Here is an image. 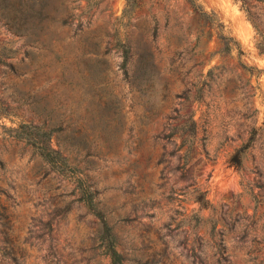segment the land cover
I'll use <instances>...</instances> for the list:
<instances>
[{"label":"rangeland","instance_id":"obj_1","mask_svg":"<svg viewBox=\"0 0 264 264\" xmlns=\"http://www.w3.org/2000/svg\"><path fill=\"white\" fill-rule=\"evenodd\" d=\"M127 1L52 0L21 31L0 18V98L14 112L0 116V264H109L101 222L78 199L84 186L124 264H252L264 254V0H192L213 21L187 0ZM68 12L92 16L76 30L60 24ZM218 22L239 48L220 51ZM187 116L196 132L182 141ZM21 121L57 128L53 143L75 170L60 174L4 135ZM251 136L235 167L231 153ZM195 189L230 222V262L205 242L194 255L205 234L188 220Z\"/></svg>","mask_w":264,"mask_h":264},{"label":"trees","instance_id":"obj_2","mask_svg":"<svg viewBox=\"0 0 264 264\" xmlns=\"http://www.w3.org/2000/svg\"><path fill=\"white\" fill-rule=\"evenodd\" d=\"M51 1L52 0H0V18L4 19L7 24L14 26L15 31H21L25 22L34 14L42 15V13H44L43 11L47 10V6ZM69 1L71 3L79 0H60V3L66 4ZM187 2L198 19L203 21H213L216 17L213 13L203 11L200 7L194 4L192 0H187ZM127 5H129V0L127 1ZM127 5L122 11L123 15H127ZM90 6V0H86V8H89ZM45 13L49 15L48 11ZM91 16L92 14H89L86 20H82L80 16L75 19L73 14L68 12L59 14L58 19L60 24L68 27L75 25L76 30H78L82 29L85 24L87 25L89 23V18ZM51 18L52 20H55L56 16L51 15ZM218 23L217 38L221 43L220 51L223 53H230L234 48H239V44L236 40L224 33L223 24L221 22ZM122 47L125 63L130 55L131 48L127 43L123 44ZM262 49L263 46H260V50ZM238 54H242V51L239 49ZM194 99L198 100V94L194 96ZM11 115H14V112L9 111L4 105V101L0 98V116L8 117ZM179 129L181 130L179 136L182 138V141H184L185 135H194L196 132V120H194L192 116H187L183 123L179 126ZM55 131H57V128L55 129L50 126H46L43 123L33 124L31 121H21L16 126L4 127L5 136L13 140L23 142L31 148L33 153L37 154L46 163H48L52 170L60 174H65L69 170H75V165H72L69 157L65 154V150L59 146V142L56 141L55 144L53 143V141L57 138ZM251 140L252 136L246 143L234 149L229 158L232 165L235 167L240 165L242 153L249 148ZM258 188L259 192H257V195L264 197L262 187L258 186ZM243 189L244 194H253L252 188L244 186ZM78 199L83 201L88 209L93 212L101 222L99 246L102 249V254L108 257L109 264H124L125 258L124 255L117 249L118 240L113 232L112 226L108 224L104 213L97 208L95 202L93 201V192L88 186L80 188ZM193 201L198 205V208L197 211L189 215L188 220L189 222L191 221V227L196 229V231L199 229H204L205 231V234H199L197 232L195 235L192 248V250H194V255L198 257L200 256L205 242V244L212 250V256L218 255L219 257L217 258L222 257L224 262H230V254L227 251V236L225 233V230L227 229L226 227L230 222H228V220L219 213L220 207L217 208L213 206L206 198V191L195 189ZM201 210H207L209 215L207 217L201 216L199 214V211ZM263 213L264 209L259 214L257 220L261 218ZM254 218L255 211L254 214L251 215V219L253 220ZM250 224H252V221L244 226V240L247 237V227L250 226ZM256 238L257 237L254 236L251 241L257 243L258 240ZM260 242L264 243V236L261 238ZM252 264H264L263 252H259L254 256Z\"/></svg>","mask_w":264,"mask_h":264}]
</instances>
